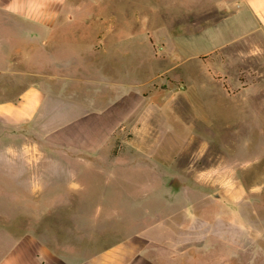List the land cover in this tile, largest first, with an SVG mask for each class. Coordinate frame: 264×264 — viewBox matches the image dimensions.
<instances>
[{
    "label": "rangeland",
    "instance_id": "rangeland-1",
    "mask_svg": "<svg viewBox=\"0 0 264 264\" xmlns=\"http://www.w3.org/2000/svg\"><path fill=\"white\" fill-rule=\"evenodd\" d=\"M70 2L50 58L90 63L92 71L102 61L106 101L134 93L122 105L136 103V116L89 154L25 131L30 152L22 162L10 163L8 174L0 161V251L39 230L48 243L66 240L89 254L119 245L184 252L173 264H264V112L242 113L240 99L224 96L241 84L222 75L211 83L201 52L210 49V34L193 35L192 18L168 0ZM243 45L259 48L244 61L264 76V50ZM252 86L264 90V82ZM257 151L262 157L248 162Z\"/></svg>",
    "mask_w": 264,
    "mask_h": 264
},
{
    "label": "crops",
    "instance_id": "crops-1",
    "mask_svg": "<svg viewBox=\"0 0 264 264\" xmlns=\"http://www.w3.org/2000/svg\"><path fill=\"white\" fill-rule=\"evenodd\" d=\"M68 2L70 0H0V161L5 163L8 174L9 164L21 163L25 153L30 152L25 150L28 146L23 138L25 131L39 129L48 137L49 144L89 154L102 149L110 132L123 121L130 123V118L136 116V103L131 106L128 103V108L122 105L123 100L130 99L134 93H123L115 101H106L109 93L102 85L108 80L102 61L96 62L97 69L92 71L90 63L50 58L55 50L52 43L58 19L62 15L63 19L71 18V13L67 12ZM168 2L182 4L179 16L192 18L193 35L210 34L211 47L201 52L209 55L211 83L217 84L222 75L228 84H241V90L225 92L224 96L240 99L237 109L242 113L264 112V90L252 88L255 81L263 83L264 76L256 77L244 61L254 57L259 48L248 52L243 45L250 43L264 50L261 41H264V0ZM6 24L10 27L3 26ZM101 63L102 72L98 69ZM28 76L41 78V81L27 83L25 77ZM66 82L72 83L64 90ZM110 90V94L116 96L113 94L116 89ZM243 146L249 147L247 142ZM259 151L248 162L262 157ZM209 226L210 237L215 241L216 216ZM122 248L125 247L118 245L89 254L66 240L59 246L48 243L41 231L34 230L21 233L8 249L1 250L0 264H173L168 260L185 256L182 251L160 253Z\"/></svg>",
    "mask_w": 264,
    "mask_h": 264
}]
</instances>
